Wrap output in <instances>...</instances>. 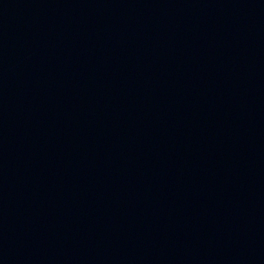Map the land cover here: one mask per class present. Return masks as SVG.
<instances>
[{
    "label": "water",
    "instance_id": "water-1",
    "mask_svg": "<svg viewBox=\"0 0 264 264\" xmlns=\"http://www.w3.org/2000/svg\"><path fill=\"white\" fill-rule=\"evenodd\" d=\"M0 264H264V0H0Z\"/></svg>",
    "mask_w": 264,
    "mask_h": 264
}]
</instances>
